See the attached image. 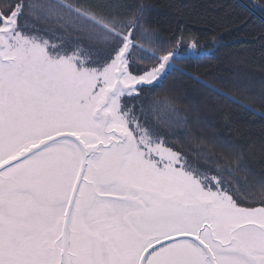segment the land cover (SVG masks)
<instances>
[{"label":"snow or ice","instance_id":"snow-or-ice-1","mask_svg":"<svg viewBox=\"0 0 264 264\" xmlns=\"http://www.w3.org/2000/svg\"><path fill=\"white\" fill-rule=\"evenodd\" d=\"M0 4V264H264V171L178 147L154 97L174 72L223 95L177 66L195 35L116 0Z\"/></svg>","mask_w":264,"mask_h":264},{"label":"trees","instance_id":"trees-1","mask_svg":"<svg viewBox=\"0 0 264 264\" xmlns=\"http://www.w3.org/2000/svg\"><path fill=\"white\" fill-rule=\"evenodd\" d=\"M116 2L129 5L121 9L128 14L143 6L144 26L155 29L162 41L178 35V28L195 35L204 57L178 61L177 66L223 93L209 91L181 72L172 73L154 94L175 98L181 123L169 130L172 141L197 149L207 147L201 140L215 137L221 142L217 151L235 150L256 174L264 171V105L259 99L264 95V19L253 9L255 4L264 6V0Z\"/></svg>","mask_w":264,"mask_h":264},{"label":"water","instance_id":"water-1","mask_svg":"<svg viewBox=\"0 0 264 264\" xmlns=\"http://www.w3.org/2000/svg\"><path fill=\"white\" fill-rule=\"evenodd\" d=\"M203 57H204V54H201V55L198 56V58L197 57H194V58H191V59H202Z\"/></svg>","mask_w":264,"mask_h":264}]
</instances>
